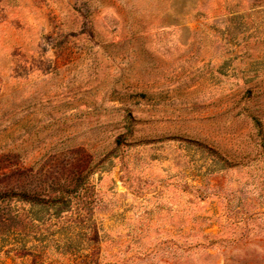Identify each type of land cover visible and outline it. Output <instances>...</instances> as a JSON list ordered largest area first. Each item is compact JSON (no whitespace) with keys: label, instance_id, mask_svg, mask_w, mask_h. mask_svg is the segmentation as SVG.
<instances>
[{"label":"rangeland","instance_id":"obj_1","mask_svg":"<svg viewBox=\"0 0 264 264\" xmlns=\"http://www.w3.org/2000/svg\"><path fill=\"white\" fill-rule=\"evenodd\" d=\"M0 264H264V0H0Z\"/></svg>","mask_w":264,"mask_h":264}]
</instances>
